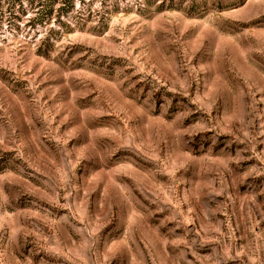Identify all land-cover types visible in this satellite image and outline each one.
Masks as SVG:
<instances>
[{"label":"rangeland","instance_id":"rangeland-1","mask_svg":"<svg viewBox=\"0 0 264 264\" xmlns=\"http://www.w3.org/2000/svg\"><path fill=\"white\" fill-rule=\"evenodd\" d=\"M0 264H264V0H0Z\"/></svg>","mask_w":264,"mask_h":264},{"label":"trees","instance_id":"trees-1","mask_svg":"<svg viewBox=\"0 0 264 264\" xmlns=\"http://www.w3.org/2000/svg\"><path fill=\"white\" fill-rule=\"evenodd\" d=\"M51 12H52V8L51 9L49 8V10H47V13L51 14Z\"/></svg>","mask_w":264,"mask_h":264}]
</instances>
